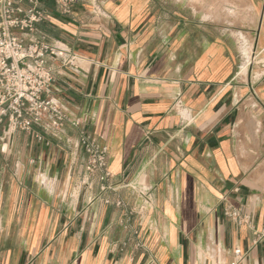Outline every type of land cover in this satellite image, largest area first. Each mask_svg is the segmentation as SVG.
<instances>
[{"label":"crops","instance_id":"1","mask_svg":"<svg viewBox=\"0 0 264 264\" xmlns=\"http://www.w3.org/2000/svg\"><path fill=\"white\" fill-rule=\"evenodd\" d=\"M30 1L14 34L76 57L48 96L80 125L0 130V264H264V0ZM81 132L117 193L85 185Z\"/></svg>","mask_w":264,"mask_h":264},{"label":"built area","instance_id":"2","mask_svg":"<svg viewBox=\"0 0 264 264\" xmlns=\"http://www.w3.org/2000/svg\"><path fill=\"white\" fill-rule=\"evenodd\" d=\"M24 0H0V130L6 134L16 131L31 132L32 128L42 127L44 130L56 132L64 125L78 127V120L71 121L66 113L49 98L56 75L57 67L75 68L76 57L66 45L61 42L33 40L25 43L14 34L17 29L33 30L35 23L44 19V13L35 7L24 10L20 5ZM78 0H55L57 11L62 15L71 14ZM34 4L35 1H30ZM37 140H42L39 135ZM79 145L86 160L84 172L87 175L85 185L90 186L95 181L99 184L101 193H117V188L111 184L112 176L108 170L107 150L101 147L87 133L81 132ZM126 183L120 188H127ZM141 196H144L141 194ZM106 205L126 210L123 199L116 197L114 201L103 198ZM145 203L149 199L144 197ZM224 216L238 227L252 228L249 215L239 208L227 206ZM252 245H256L264 233L253 232ZM245 257L239 249L232 251L229 264H241ZM147 264H158L150 259Z\"/></svg>","mask_w":264,"mask_h":264},{"label":"rangeland","instance_id":"3","mask_svg":"<svg viewBox=\"0 0 264 264\" xmlns=\"http://www.w3.org/2000/svg\"><path fill=\"white\" fill-rule=\"evenodd\" d=\"M195 3H197V2H195Z\"/></svg>","mask_w":264,"mask_h":264}]
</instances>
